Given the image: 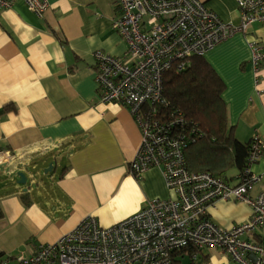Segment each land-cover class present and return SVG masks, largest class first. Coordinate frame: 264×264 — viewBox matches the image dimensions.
<instances>
[{
  "label": "crops",
  "instance_id": "0c3cea01",
  "mask_svg": "<svg viewBox=\"0 0 264 264\" xmlns=\"http://www.w3.org/2000/svg\"><path fill=\"white\" fill-rule=\"evenodd\" d=\"M200 1L223 22L238 23L236 0ZM47 2L42 18L21 0L0 10V152L11 156L0 171L13 164L16 179L18 172L28 179L31 171L48 179L37 192L30 193L29 184L27 191L0 187L3 260L53 243L84 217L110 228L149 201L175 198L160 169L138 180L129 175L139 129L126 107L98 100L93 53L123 59L127 51L112 28L119 15L116 0ZM252 45L264 51V24H252L204 56L225 83L228 123L241 143L264 140V65L255 70ZM250 171L258 177L249 191L255 197L264 191V156ZM228 179L236 185L237 173ZM24 193L28 205L20 198ZM207 213L225 230L251 216L245 204L222 200ZM245 238L264 243V229ZM200 254V264H224V258L233 264L220 249Z\"/></svg>",
  "mask_w": 264,
  "mask_h": 264
},
{
  "label": "built area",
  "instance_id": "2783aa9c",
  "mask_svg": "<svg viewBox=\"0 0 264 264\" xmlns=\"http://www.w3.org/2000/svg\"><path fill=\"white\" fill-rule=\"evenodd\" d=\"M16 1L0 0V10ZM21 1L38 17L49 7L47 0ZM116 6L119 15L112 28L127 51L123 59L93 53L98 100L126 107L139 129L129 175L138 180L149 169H160L175 198L149 201L110 228H102L94 216L84 217L53 243L18 254L13 264H185L197 262L208 248L222 250L233 264H264V245L245 238L264 228V191L249 196L258 181L250 167L263 157L264 140L256 136L251 141L240 184L230 186L208 172L187 170L176 133L182 118L159 113L163 74L174 65L180 71L189 57L204 56L236 33L246 34L252 24H264V0H236L237 24L223 22L200 0H116ZM251 49L257 70L264 65V51L255 45ZM9 156L0 152V167ZM230 199L248 205L252 214L225 230L208 218L207 210L217 200ZM9 263L0 259V264Z\"/></svg>",
  "mask_w": 264,
  "mask_h": 264
},
{
  "label": "trees",
  "instance_id": "16d2710c",
  "mask_svg": "<svg viewBox=\"0 0 264 264\" xmlns=\"http://www.w3.org/2000/svg\"><path fill=\"white\" fill-rule=\"evenodd\" d=\"M204 56L189 57L180 71L174 65L163 74L159 113L165 118L171 115L182 118L176 133L188 171L208 172L228 184L227 172L235 169L239 185L247 167L251 141L241 143L233 136L222 97L225 83ZM27 196L25 193L20 196L25 205L30 204ZM15 257L7 258L9 264L14 263Z\"/></svg>",
  "mask_w": 264,
  "mask_h": 264
},
{
  "label": "rangeland",
  "instance_id": "374dc122",
  "mask_svg": "<svg viewBox=\"0 0 264 264\" xmlns=\"http://www.w3.org/2000/svg\"><path fill=\"white\" fill-rule=\"evenodd\" d=\"M26 161H27V159H26ZM28 163H30V162H28ZM13 164H10L9 166H7V167H5V168H3V170H1L0 171V187L1 188H14V187H16V188H19V189H21V190H26L27 189V186H28V184L30 185V187H33V189L35 190V192H37L38 191V189L40 188V187H42V182H44V183H46V180H48L47 179V176H41V174L40 173H38V171L36 172V171H31L32 173H34L32 176H31V179H30V177L28 176V179H27V184L26 185H18L17 184V181H18V179H16L14 176H13V173H15L14 172V166H12ZM236 170L235 169H230L228 172H227V176L229 177V176H236ZM11 179H13L12 181H11ZM233 182V180L230 182V183H232ZM37 183H39V184H37ZM44 191H45V189H44ZM222 201H225V200H222ZM226 202H239V201H235V200H233V199H230V200H228V201H226ZM239 203H243V202H239ZM243 204H245V203H243ZM246 205V204H245ZM246 206H248V205H246ZM249 207V206H248ZM250 208V207H249ZM250 211H251V214H252V209L250 208ZM248 221V220H247ZM241 224H243V223H241ZM241 224H237V225H241ZM237 225H235V226H237ZM234 226V227H235ZM233 228V227H232ZM231 228V229H232ZM223 229V228H222ZM227 230H230V229H227ZM204 251V250H203ZM201 257V254H198V259Z\"/></svg>",
  "mask_w": 264,
  "mask_h": 264
},
{
  "label": "water",
  "instance_id": "95a60500",
  "mask_svg": "<svg viewBox=\"0 0 264 264\" xmlns=\"http://www.w3.org/2000/svg\"><path fill=\"white\" fill-rule=\"evenodd\" d=\"M2 167H0V169H1ZM47 171H51V165H49V167H48V169L46 170V172ZM16 176L19 178L18 179V181H17V184L18 185H24L25 184V182H26V176L24 175V173H22V172H18L17 174H16Z\"/></svg>",
  "mask_w": 264,
  "mask_h": 264
},
{
  "label": "bare ground",
  "instance_id": "6f19581e",
  "mask_svg": "<svg viewBox=\"0 0 264 264\" xmlns=\"http://www.w3.org/2000/svg\"><path fill=\"white\" fill-rule=\"evenodd\" d=\"M25 5L27 6V4L25 3ZM28 7V6H27ZM29 8V7H28ZM30 9V8H29ZM31 10V9H30ZM32 11V10H31ZM33 12V11H32ZM34 13V12H33ZM34 15H36L35 13H34ZM36 17H38L37 15H36ZM43 17V15L41 16V17H38V18H42Z\"/></svg>",
  "mask_w": 264,
  "mask_h": 264
},
{
  "label": "clouds",
  "instance_id": "9594fccd",
  "mask_svg": "<svg viewBox=\"0 0 264 264\" xmlns=\"http://www.w3.org/2000/svg\"><path fill=\"white\" fill-rule=\"evenodd\" d=\"M224 264H227V259L226 258H224Z\"/></svg>",
  "mask_w": 264,
  "mask_h": 264
}]
</instances>
